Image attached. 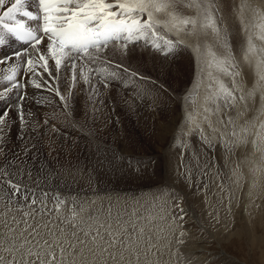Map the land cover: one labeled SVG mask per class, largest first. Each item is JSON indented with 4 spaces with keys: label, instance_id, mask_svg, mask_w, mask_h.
Wrapping results in <instances>:
<instances>
[{
    "label": "rangeland",
    "instance_id": "1",
    "mask_svg": "<svg viewBox=\"0 0 264 264\" xmlns=\"http://www.w3.org/2000/svg\"><path fill=\"white\" fill-rule=\"evenodd\" d=\"M10 1L5 0L0 8ZM251 1L211 0L219 8L215 13L218 25L228 29L230 50L236 62L240 56L250 62L251 58L244 56L249 37L256 46L251 36L255 27L244 12L245 8L250 9ZM188 3L189 0H182L176 15L196 18L198 35L189 24L182 26L184 37L178 40L159 26L156 29L159 39L151 34L156 45L164 47V41H177L169 46L172 49L169 55L148 46L145 49L151 50L158 60L151 58L148 62L142 58L137 64L130 53L115 49L111 62L105 58L109 63L86 68L85 83L80 80L81 71L74 77L72 82H76V90L75 84L69 86L65 79V92L59 76L48 72L42 75L43 81L33 82L38 91L34 97L29 93L32 87L28 83L30 65L25 63L27 71L25 80L21 81L23 70L20 67L24 61H14L21 52L15 50L8 60L0 58L3 64L0 86L7 85L0 89V114H3L0 117L3 121L0 125L3 129L0 135V214L9 203L7 180L14 179L20 184L22 193L26 190L29 197L35 193L38 204L43 200L49 210L46 215L57 221L87 219L99 228L101 235L107 237L108 233H113L117 246L121 239L127 245L130 237L139 250L129 258L130 264H153L150 263L153 259L157 261L154 264H228L222 254L224 251L238 258L240 264H264V164L259 163V156H256L260 155L264 144V109L260 104L264 101L260 99L264 93L263 82H258L255 62L252 76L258 75L256 82L263 89L256 86L254 93L252 88L248 92L246 89L235 91L238 99L241 94L248 98L247 94L256 93L262 100L255 101L256 96L250 95L249 100L259 104L249 102V106L257 107L250 106L252 111L248 115L241 107H229L225 103L219 82L233 89L232 80L214 64L205 63L201 55L210 44L217 54L222 50L212 37L211 29H205L204 33L202 16L198 9L187 6ZM256 3L257 0L253 1L255 7ZM191 36L197 39L193 41ZM198 46L200 51H197ZM183 56L186 69L182 70V79L176 81L174 76L167 75L164 61L182 62ZM120 65L128 71L122 70ZM237 65L240 69V63ZM108 68L106 81L94 75ZM131 72L143 78L136 79ZM9 76L14 78L8 80ZM22 90L25 95L21 98ZM77 93L82 98L81 103L76 100ZM28 98L31 103L25 110L21 106ZM166 116H176L179 124L173 127L172 138L167 142L158 141L154 138L157 120ZM230 116L232 124L227 123ZM246 117L251 119L249 123ZM101 159L105 163L99 162ZM101 167L106 168L102 173L99 172ZM5 171L8 176L3 174ZM196 195L200 199L196 200ZM17 203L25 201L17 197L11 207H16ZM246 218H252L253 241L245 229ZM234 232L232 243L218 244L221 236ZM162 237L168 240L160 241ZM164 241L165 247L161 245ZM141 246L143 248L139 249ZM122 262L125 264V261L120 264Z\"/></svg>",
    "mask_w": 264,
    "mask_h": 264
},
{
    "label": "snow or ice",
    "instance_id": "2",
    "mask_svg": "<svg viewBox=\"0 0 264 264\" xmlns=\"http://www.w3.org/2000/svg\"><path fill=\"white\" fill-rule=\"evenodd\" d=\"M4 4L5 0H0V7ZM36 4L37 11L34 13L25 9V0H14L0 14V28L20 40L30 42L33 48L42 43L46 36L48 52L54 60L56 70L60 69L64 58L68 59L72 68H75L78 58H98V54L110 42L118 39L121 33L126 34L129 39L147 34L159 39L156 29L163 23L169 30L175 28L177 32L183 30L181 26L191 24L193 33L197 34L196 18H178L176 15V10L182 7V0H36ZM187 6L198 9L203 18L202 30L211 29L222 50L217 54L210 46H206L201 55L209 66L214 64L218 71L232 77L233 89H228L222 81L219 82L225 103L232 107L237 101L235 91L240 90L236 88L239 68L230 50L228 30L217 23L215 13L219 8L211 0H189ZM249 7L255 11L254 6ZM17 14H22L29 21H42V24L34 30L26 26L23 20H17ZM155 14L170 16V19L158 20L154 18ZM241 22L243 24V20ZM4 31H0V45L5 43ZM261 39L264 40V35ZM174 43L177 41L167 40L164 41V47L159 44L155 46L167 56L172 50L169 46ZM124 48L127 49V44ZM197 51H200L199 46ZM260 54H264V49H260L258 54L249 37L244 56L245 59L258 56V70L264 66V58H259ZM39 60L43 62L41 66L51 74L44 54H39ZM27 64L32 65V60L29 59ZM119 67L128 71L122 65ZM130 75L136 79L143 78L137 72H131ZM13 78L9 76L7 79ZM259 79L264 82V73L260 74ZM239 99L243 101L245 96L241 94ZM2 123L0 120V125ZM228 123H233L231 117L228 118ZM2 132L3 129L0 128V135ZM233 135L236 133L233 132ZM7 163L9 167L12 166L10 161ZM3 174L8 176L6 171ZM7 186L10 189L9 203L4 205V213L0 214V264H120L121 261L130 264L129 257L139 251L130 237L129 244L125 245L121 239L117 246L113 233H108L107 237L101 235L99 228L87 219L57 221L46 215L49 210L44 201L41 200L38 204L35 193L31 197L26 190L22 193L20 184L14 182V179H8ZM17 197L25 203H17L16 207H11ZM58 208L59 202L57 210ZM178 242L183 243L182 240ZM125 250L128 252L127 257Z\"/></svg>",
    "mask_w": 264,
    "mask_h": 264
},
{
    "label": "bare ground",
    "instance_id": "3",
    "mask_svg": "<svg viewBox=\"0 0 264 264\" xmlns=\"http://www.w3.org/2000/svg\"><path fill=\"white\" fill-rule=\"evenodd\" d=\"M14 0H11L10 1V3H12ZM225 1V0H224ZM239 1H241V0H239ZM243 1V0H242ZM244 1H246V0H244ZM249 1V0H248ZM253 1H255V0H252L251 2H250V4L252 5V6H254L255 7V4H253ZM34 2H36V0H34L33 1V3ZM109 2H112V0H109ZM231 2V1H230ZM257 2L258 3H256V4H258V6L257 7H255V11H253L252 10V8H245L244 9V12L245 13H247L248 15H249V18L251 19V21L250 22H252L251 24H252V26L253 27H255L252 31H251V33H252V38L255 40L254 42H256V49H257V52H258V54H259V50L260 49H264V40H262L261 39V36L262 35H264V31L263 30H260V29H264V2H262V0H257ZM10 3L7 5V6H9L10 5ZM255 3V2H254ZM245 5H246V3H245ZM248 5V4H247ZM7 6H5V7H3V8H0V14H1V12H2V10H4ZM239 7V6H238ZM115 10V9H114ZM228 10V9H227ZM233 10V9H232ZM239 10H240V8H239ZM241 11V10H240ZM239 11V12H240ZM238 13V12H237ZM242 13V12H241ZM240 14V13H239ZM242 15H244V14H242ZM164 18V19H167V17L165 18V16H163V14H155L154 15V18L155 19H158V20H164L162 17ZM240 17V16H239ZM243 18V17H242ZM247 18V17H246ZM169 19V18H168ZM244 21V20H243ZM228 22V21H227ZM28 23L29 24H34L33 22H29L28 21ZM226 25V24H225ZM160 27L162 28V29H164V30H166L167 31V33L169 34V33H172L173 35H174V37L176 38V39H178V40H180L179 39V37L181 38V37H184V31L182 30V32L181 31H179V32H177V30L175 29V28H172L171 30H169L168 28H166L164 25H163V23L160 25ZM182 27V26H181ZM185 27V26H184ZM250 28V27H249ZM260 28V29H259ZM251 29V28H250ZM228 30V29H227ZM247 31V30H246ZM210 32V31H209ZM249 32V31H248ZM204 33H205V29H204ZM211 35V34H210ZM188 36V35H187ZM190 36V35H189ZM212 36V35H211ZM212 37H214V36H212ZM186 38V37H185ZM191 39L192 38H194V37H190ZM188 39V40H191V39ZM198 38H200V37H198ZM211 38V37H210ZM197 39V37L196 38H194V39H192L193 41H195ZM212 39V38H211ZM202 41V40H201ZM188 43V42H187ZM125 44H127V49L125 50V48H124V45ZM135 44H137V45H140V47H144V48H140V47H138V46H136ZM189 44V43H188ZM47 45H48V39L45 37V38H43V42L42 43H40V44H38V45H35V48H33V46H31L26 52H23V53H21V54H13V55H16V58H15V60L14 61H16V60H23L24 61V63H23V66H24V64L29 60V59H31L32 60V65H30V67H28V83H30V86L33 84V82L35 81L36 83L39 81V82H41V81H43L42 79H41V77H42V75L43 74H48V72L49 71H46V69L44 68V67H42L41 66V64L43 63L42 61H40L39 60V54H44L45 55V57H46V59H47V69L49 70V68L52 70V72H51V74H53V75H55V77H57V76H59V81H60V85H61V89L62 90H64L65 92L67 91L66 90V88H64L65 87V85H64V80L66 79L67 80V82H69V86H73L74 84H75V90L77 89L76 88V82L75 81H73L72 82V80L73 79H75L74 77H77L78 76V74L79 73H81L83 76L81 77V76H79L80 77V80L81 81H84V82H82V83H85L86 82V77H85V75H86V68L88 67V66H90V65H93V66H97L99 63L100 64H105V63H109V62H111L114 58H112V55H114L113 53L114 52H116V50L115 49H118V50H120V51H123L124 53H130L131 55H132V59H133V61H136L135 63H139L140 62V60H142V58L144 59V58H146L147 60H148V62L150 61V59L151 58H153L155 61H157L158 60V56H156L154 53H152V51L151 50H146L145 48H147L148 46H149V48H152V49H154V47H156L155 45V43L152 41V37H151V34H147V35H142V36H133L131 39H129L128 38V36L126 35V34H124V33H121L120 34V36H119V38L118 39H116L112 44H109L108 46H107V48L106 49H104L102 52H100L99 54H98V58H96V59H92V60H88V59H84V58H78L77 60H76V62H75V68H72V66H71V64L69 63V61H68V59L67 58H64V59H62V64H61V67H60V69L59 70H56L55 69V67H54V60H53V58H51V55H50V53L48 52V47H47ZM182 45V44H181ZM185 45H187V44H185ZM7 46H8V40H6V38H5V43L3 44V45H0V48L1 49H6L7 48ZM188 46V45H187ZM191 46V45H190ZM212 46V44H210V47ZM189 47V46H188ZM192 47V46H191ZM193 48V47H192ZM192 48H191V50H192ZM212 49L213 48H215V47H211ZM0 49V50H1ZM16 49V48H15ZM195 49V48H194ZM192 50V52H195L196 50ZM115 50V51H114ZM205 51V50H204ZM1 52V51H0ZM14 51H12V53H13ZM18 52V51H17ZM189 52V51H188ZM195 53H197V51L195 52ZM11 54V53H10ZM175 54V53H174ZM1 56L2 55H0V58H1ZM173 56V55H172ZM201 57V56H200ZM109 61H107L106 59ZM202 58V57H201ZM242 58V59H241ZM250 58H251V60H249L250 62H246V61H248V60H244V58H243V56L241 57L240 56V58H237V60H238V62H236V63H240V69H239V76L238 77H236V88H238L239 87V89L241 90V92L243 91V89H246V91L248 92V90L249 89H253V93L254 92H256V91H254V88H255V90H256V86H258V88L259 87H261V84H260V86H259V84H258V82L260 83L261 81H258V82H256V78H257V72H258V74H259V76H260V74L261 73H264V66H262L259 70L258 69H256L255 71H257L256 72V78H255V76H252V73L254 74V72L255 71H253V69H254V67H255V65H254V63L255 62H257V59H258V56H254V58L253 57H251L250 56ZM249 58V59H250ZM259 58H264V54H260V56H259ZM185 59V57L183 56L182 57V62H175L174 60H172V62L170 63V62H168L167 60L166 61H164L165 62V64L167 65V70H166V73H167V75H169V76H174L177 80L176 81H179V80H181L182 79V70H185L186 69V67H185V63H184V60ZM8 60V59H7ZM6 62V61H5ZM5 62H4V65H5ZM8 63V62H7ZM3 64L2 63H0V67L2 66ZM9 65V64H8ZM15 65V64H14ZM13 65V67L14 68H16L15 66ZM173 65H175V66H173ZM23 66H21L20 68H21V70H23ZM177 66V68L175 69V67ZM257 66V65H256ZM108 67H110V66H108ZM13 68V69H14ZM255 68H257V67H255ZM109 69V68H108ZM1 70V69H0ZM83 70V71H82ZM81 71V72H80ZM110 72V69L108 70V71H106V72H101V73H97V72H95V76H98V78H99V76H100V78L102 77V79L103 80H105L106 79V75H108V73ZM218 72V71H217ZM223 73V72H222ZM90 74V73H89ZM180 74H181V76H180ZM197 74V73H196ZM80 75V74H79ZM90 75H92V74H90ZM45 75H43V77H44ZM93 76V75H92ZM224 76H226L225 74H224ZM259 76H258V78H259ZM47 77H49V76H47ZM173 77V78H174ZM19 78H20V76H19ZM179 78H181V79H179ZM228 78H229V80L231 79L232 80V77H230V76H228ZM257 78V79H258ZM46 79H48V78H46ZM184 79V78H183ZM215 79V78H214ZM254 79H255V82L256 83H254ZM45 80V79H44ZM260 80V79H259ZM27 81V80H26ZM48 81V80H47ZM50 81V80H49ZM56 81V79L54 80V82ZM99 81V80H98ZM106 81V80H105ZM211 81V80H210ZM1 82V81H0ZM13 82V81H12ZM12 82H10L11 84H12ZM38 82V83H39ZM45 82V81H44ZM231 82V81H230ZM45 84V83H44ZM43 84V85H44ZM78 84V83H77ZM254 84V85H253ZM255 84H258V85H255ZM263 84V86H264V82L262 83ZM27 85V84H26ZM42 85V86H43ZM86 85V84H85ZM255 86V87H253V86ZM7 85L5 84V85H1L0 86V89H3V88H5ZM29 86V87H30ZM34 85H32V87H31V90H30V94L32 93L33 94V96L35 97L36 95H35V93H37L38 91L33 87ZM40 86V85H39ZM38 86V87H39ZM45 86H47V85H45ZM232 86H233V84H232ZM262 86V87H263ZM11 87V86H10ZM28 87V86H27ZM36 87V86H35ZM87 87V86H86ZM85 87V88H86ZM196 87V86H195ZM200 87V86H199ZM261 87V89H263ZM37 88V87H36ZM69 88V87H68ZM74 88V87H73ZM96 87H93V89H95ZM198 88V87H197ZM201 88V87H200ZM208 88V87H207ZM10 89V88H9ZM58 89V88H57ZM209 89V88H208ZM260 89V90H261ZM245 91V92H246ZM257 91H259V90H257ZM2 92V91H1ZM209 92H210V90H209ZM208 92V93H209ZM249 92H251V90L249 91ZM261 92H263V91H261ZM6 93V92H5ZM29 93H27V94H29ZM45 93V92H44ZM258 93V92H257ZM16 94V93H15ZM210 94V93H209ZM252 94V93H251ZM250 93L249 94H247L249 97H250V95H251ZM256 94V93H255ZM254 94V95H255ZM260 94V93H259ZM77 95H78V97H77V101L78 102H80L81 103V101H82V98H81V96H79V94L77 93ZM253 95V94H252ZM253 95V96H254ZM256 96V95H255ZM14 97V96H13ZM209 97V96H208ZM249 97L248 98H246L245 97V99L243 100V101H241L240 99H238L237 98V101H236V104H235V106L238 108V107H241L243 110H244V113L245 114H247L248 115V113H249V111H252V110H249L252 106V104L255 102V101H260L259 99H258V97H259V95L258 96H256V99H255V101L253 102V99L250 101L249 100ZM261 97H262V100H264V93H263V96H260V99H261ZM31 98V97H30ZM30 98H28V100L25 102V104L23 105V106H21V107H25L24 109L25 110H27V106L31 103V101H30ZM57 98V97H56ZM251 98H252V96H251ZM255 98V97H254ZM64 99V98H63ZM261 100V101H262ZM18 101V100H17ZM45 101V100H44ZM66 101H68V100H66ZM223 101V100H222ZM260 101V102H261ZM249 102H252V104L249 106L248 104H249ZM264 102V101H263ZM262 102V103H263ZM44 103V102H43ZM204 103V102H203ZM255 103H257V102H255ZM262 103H260L261 104V108H262V110L264 109V106L262 105ZM259 103H257L256 105H258ZM19 105V104H18ZM255 105V104H254ZM255 105V107H257ZM54 106V105H53ZM56 106V105H55ZM235 106H233V107H235ZM13 107V106H12ZM20 107V106H19ZM254 106L252 107V108H255ZM258 107H260V105L258 106ZM14 108V107H13ZM16 108V107H15ZM13 109V111H15V112H17V110L16 109ZM46 108V107H45ZM190 109V108H189ZM231 109V108H230ZM257 109H259V108H256V110ZM238 110V109H237ZM247 112H246V111ZM261 110V109H260ZM142 111V110H141ZM194 111V110H193ZM235 111V110H234ZM239 112V111H238ZM262 112V111H261ZM142 113V112H141ZM159 113V112H158ZM225 113V112H224ZM170 114H172V113H170ZM174 114V113H173ZM172 114V115H173ZM186 114V113H185ZM263 114H264V112H263ZM155 115V114H154ZM175 115V114H174ZM197 115V114H196ZM229 115V114H228ZM254 115V114H253ZM245 116V115H244ZM260 116V115H259ZM156 117V116H155ZM173 117V116H172ZM218 117V116H217ZM231 117V116H230ZM220 118V117H219ZM214 119V118H213ZM239 119H240V117H239ZM245 119H247V117L245 118ZM221 120H222V118H221ZM236 120V119H235ZM195 121V120H194ZM226 121V120H225ZM248 123L251 121V119H247L246 120ZM178 122V120L176 119V116H175V118L173 117V118H171V116L170 117H168V116H166V117H160L158 120H157V131H156V133H154V138L156 139V140H158L159 141V139L160 140H165L166 142H167V140H169V137H171L170 136V134L172 133V131H173V127H175V126H177V124H179V123H177ZM188 122V121H187ZM190 122H191V120H190ZM216 122V121H215ZM219 122H220V120H219ZM222 122V121H221ZM260 122V121H259ZM228 123V122H227ZM227 123H226V125H227ZM215 124V123H214ZM232 124V123H231ZM235 124V123H234ZM253 124V123H252ZM260 124V123H259ZM190 125V124H189ZM195 125V124H194ZM224 125V124H223ZM229 125V124H228ZM179 126V125H178ZM221 127V126H220ZM230 127V126H229ZM178 128V127H177ZM45 130L43 129V132H44ZM50 131L52 132L53 131V129H50ZM191 131V130H190ZM228 131V130H227ZM255 131V130H254ZM263 133H264V130H263ZM46 134V133H45ZM44 134V135H45ZM260 134V133H259ZM48 137V136H47ZM196 137V136H195ZM263 137V136H262ZM172 138V137H171ZM262 140L264 141V138H262ZM161 142V141H160ZM164 143V142H163ZM197 144V143H196ZM197 146V145H196ZM94 149V148H93ZM160 149V148H159ZM158 149V150H159ZM101 150V149H100ZM162 150V149H161ZM1 151V150H0ZM96 151V150H95ZM189 152V151H188ZM256 152V151H255ZM100 153H101V151H100ZM104 153V152H103ZM258 153H259V151H258ZM2 154V153H1ZM102 154V153H101ZM97 155H99V154H97ZM96 155V156H97ZM201 155V154H200ZM104 156V155H103ZM105 156H107V154L105 153ZM206 156V155H205ZM258 158H259V163H263L264 164V144H262V146H261V148H260V155L258 154V155H256ZM103 158V157H102ZM104 159V158H103ZM103 159H101V160H99V162H102V160ZM192 159V158H191ZM257 160V159H256ZM261 161V162H260ZM102 163H105L104 161L102 162ZM264 167V166H263ZM102 168V167H101ZM104 168V167H103ZM103 168L102 169H100L99 170V172L100 173H102V170H103ZM94 169V168H93ZM104 169H106V168H104ZM261 171V170H260ZM125 172V171H124ZM133 172V171H132ZM97 174V173H96ZM125 174H126V172H125ZM141 174V173H140ZM146 174V173H145ZM76 175V174H75ZM79 175V174H78ZM122 175V174H121ZM127 175H129V174H127ZM127 175H125V176H127ZM132 175V174H131ZM135 175V174H134ZM137 175V174H136ZM142 175V174H141ZM144 175V174H143ZM147 175V174H146ZM258 175V174H257ZM82 176V175H81ZM122 176H124V173H123V175ZM130 176V175H129ZM133 176V175H132ZM140 176V175H139ZM175 176V175H174ZM74 177H76V176H74ZM128 177V176H127ZM173 177V176H172ZM144 178V177H143ZM78 179H80L79 177H78ZM133 179V178H132ZM146 179V178H145ZM84 180H85V178H84ZM93 180V179H92ZM131 180V179H130ZM135 180V179H134ZM136 180H137V178H136ZM139 180V179H138ZM137 180V181H138ZM81 181V180H80ZM83 182V181H82ZM85 185V184H84ZM256 185H254V187H255ZM256 188H258V187H256ZM188 192V191H187ZM192 192V191H191ZM252 193V192H251ZM98 196V195H97ZM108 196V195H107ZM138 196V195H137ZM197 196V198H195L196 200H198V199H200L199 197H198V195H196ZM91 197V196H90ZM4 198V197H3ZM105 198V197H104ZM107 198H109V197H107ZM192 198V197H191ZM86 200V199H85ZM111 200V199H110ZM100 202V201H99ZM198 202V201H197ZM85 205V204H84ZM114 205V204H113ZM129 206V205H128ZM96 207V206H95ZM87 208V207H86ZM122 212V211H121ZM126 212V211H125ZM136 212V211H135ZM118 215V214H117ZM125 215V214H124ZM136 217V216H135ZM113 218H114V216H113ZM192 219V218H191ZM56 220V219H55ZM246 221H245V223H246V231L248 232V234H249V237H251L252 235H253V233H252V228H253V223H251V221H252V218L251 219H245ZM110 221V220H109ZM113 222V221H112ZM147 222V221H146ZM128 224V223H127ZM122 226V225H121ZM157 226V225H156ZM124 228V227H123ZM179 229V228H178ZM120 232V231H119ZM122 232V231H121ZM177 232V231H176ZM102 233H104V232H102ZM117 233V232H116ZM239 233V232H238ZM221 234H222V232H221ZM226 234V233H225ZM235 232H234V234L233 233H229L226 237H223V236H221L220 237V241H219V245H221L222 246V244L223 243H232L233 241H234V239L235 238H233V236H235ZM107 235V234H106ZM126 236V235H125ZM129 236V235H128ZM161 236V235H160ZM163 236H164V234H163ZM217 236V235H216ZM170 237V236H169ZM139 238V237H138ZM137 238V240H139ZM165 237H162V238H160V239H162V240H160V241H163V239H164ZM171 238V237H170ZM236 238H238V236H236ZM239 239V238H238ZM166 240H168L167 238H165V241ZM170 240V239H169ZM175 240H177V238L175 239ZM241 240V239H240ZM251 240H252V237H251ZM129 241V240H128ZM157 241H159L158 239H157ZM157 241H155V242H157ZM165 241L163 242V244H161L162 246L164 245V243H165ZM174 241V240H173ZM172 241V242H173ZM178 241V240H177ZM176 241V242H177ZM253 241V240H252ZM251 241V242H252ZM133 242H135L134 241V239H133ZM170 243V242H169ZM168 243V244H169ZM129 244V243H128ZM154 244V243H153ZM156 244V243H155ZM159 244V243H158ZM166 244V243H165ZM134 245H135V243H134ZM172 245V244H171ZM196 245V244H195ZM162 246H160V247H162ZM202 246H204V245H202ZM201 246V247H202ZM163 247H165V245L163 246ZM199 247H200V245H199ZM140 248H143V246H141V247H139V249ZM167 248H168V245H167ZM171 248H173V247H171ZM175 248V247H174ZM202 248H204V247H202ZM206 248V247H205ZM138 249V248H137ZM162 249V248H161ZM164 249V248H163ZM201 249V248H200ZM157 251H158V249H156ZM172 250V249H171ZM182 250V249H181ZM186 250V249H185ZM205 250V249H204ZM142 251V250H141ZM165 251H166V248H165ZM198 251H200V250H198ZM168 252H169V250H168ZM125 253H126V250H125ZM169 254V253H168ZM222 254H223V256H224V258H226V259H228V264H240V261L238 260V258H233L232 256H230L228 253H226L225 251L224 252H222ZM128 255V253H126V256ZM162 255V254H161ZM164 255V254H163ZM133 256V255H132ZM131 256V257H132ZM162 257V256H161ZM165 257H167L168 258V260H169V257L168 256H165ZM130 258V257H129ZM146 258V257H145ZM148 258V257H147ZM154 258V257H153ZM153 258H151V259H153ZM131 260V259H130ZM157 260H158V257H157ZM140 261V260H139ZM154 261H156L155 259H153L150 263H155ZM134 262H135V260H134ZM225 262V261H224ZM143 263H144V259H143ZM156 263H157V261H156ZM122 264H123V262H122ZM145 264H147V263H145ZM226 264V263H225Z\"/></svg>",
    "mask_w": 264,
    "mask_h": 264
}]
</instances>
